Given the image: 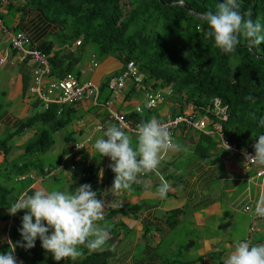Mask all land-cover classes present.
I'll return each mask as SVG.
<instances>
[{
    "label": "trees",
    "instance_id": "1",
    "mask_svg": "<svg viewBox=\"0 0 264 264\" xmlns=\"http://www.w3.org/2000/svg\"><path fill=\"white\" fill-rule=\"evenodd\" d=\"M21 1L22 5L18 10L23 14L27 10L33 14L31 23L34 28L30 27L27 32L24 30L29 44L49 55L53 74L51 77L58 79L67 72L77 73L73 71V67L80 57L71 50L75 47L73 43L80 39L77 49L90 46L99 62L105 56L118 59L122 65L131 61L145 74V82L154 81L155 83H151L153 87L170 88L171 94L167 95L165 102L168 106L174 102L180 109L193 103L200 108V114H206L207 110L203 109L212 107L211 99L218 98L224 107L221 113L223 118H218L216 109V112H209V115L214 121H220L222 138L228 143L235 142L239 147L254 151L253 144L259 135L264 134V127L259 124V120L264 117V42L258 46H250L249 41L241 36L235 53L225 54L215 47L212 39L206 38L208 25L204 17L197 14L215 12L217 5L224 0ZM240 11L251 12V16H245V19L250 18L264 25V0H241ZM23 21V18L19 20L17 29H24ZM52 28L54 29L50 30ZM109 78L110 75H107L99 83V101L110 95L107 86ZM248 96L253 99H245ZM59 106L51 104L46 112L34 115L25 124H21L23 129L25 125L28 127L43 123V128H39L33 139L26 143L28 151L45 152L52 139L51 129L44 127L65 126L75 115L74 108L69 109L63 105V111L56 116ZM132 118L136 119L133 115ZM22 129L17 128L16 132ZM13 135L14 133L6 135L1 143V148L7 155L10 151L7 144ZM215 136L216 140L220 139L218 135ZM211 144L212 141L209 140L206 144L203 143V147ZM83 151L82 148L79 152ZM21 158L9 164L7 170L12 171L9 177L12 176L13 179L18 173H25L30 169L37 174L43 173L44 164L40 165V156L18 162ZM93 159L97 160V156ZM29 182L30 180L24 182L22 188H26ZM142 184L132 186L138 189ZM6 191L11 195L14 190ZM69 191L74 192L73 187ZM98 194L100 195L99 192ZM18 195L19 192L15 191L6 205L10 206ZM7 198V194L0 191V201ZM24 211L20 210L14 218L19 226H22ZM19 226L11 230L15 243H23L22 237L17 236L20 232L15 229ZM86 250L82 249L83 257L75 262L70 259L57 262L37 239L35 247L31 249L25 250L17 244L15 252L23 264H110L97 260L99 253L88 254Z\"/></svg>",
    "mask_w": 264,
    "mask_h": 264
},
{
    "label": "clouds",
    "instance_id": "2",
    "mask_svg": "<svg viewBox=\"0 0 264 264\" xmlns=\"http://www.w3.org/2000/svg\"><path fill=\"white\" fill-rule=\"evenodd\" d=\"M6 3L7 0L2 12ZM240 8L241 0H224V2L217 5L215 12L208 11L205 13L204 19L208 25V31L205 34L206 38L212 39L215 47L225 54L235 53L236 47L240 43L241 36L249 41L250 46H258L264 42V25L259 21L254 22L250 18L245 19V16H251V12L242 13ZM2 12L0 18L3 21L1 16ZM3 23L5 25L4 21ZM6 27L10 30L8 26ZM20 31L26 33L24 30H10L11 33ZM79 43L80 39L76 40L73 45L76 47L80 45ZM28 47L35 48L30 44ZM13 50L16 51L15 49ZM42 52L46 55L49 65V72L45 75L46 81L44 82L43 88L48 87L52 81L63 79L67 74H72L79 82L91 81L98 88V98L94 106L105 110L106 121H111V124L103 132V136L95 140L94 148L101 157L106 156L110 158L111 163L108 167L115 173V176L114 181H110L109 183H113L110 190L114 196H119L123 192L130 191L133 184H142L143 181L141 177L145 174H159L157 169L161 161L166 158L170 151L180 150V145L174 141V136L176 131L181 127L189 130L193 129L195 130L194 132L197 131L207 136L218 135L220 137V143L223 144L227 150V154L230 156H237L245 163V168L247 172H249L247 179L253 181L252 183L254 185L256 184L259 192L254 197L251 196L249 202H246L243 206V210L249 215L246 238L235 242L233 250L224 257L222 264H264V243L251 244L248 241L252 234L258 233L261 230L260 224L264 219V188H262L259 178L255 176L257 167L252 164H247L238 154L229 151L231 150V144H235L236 146L237 144L235 142H226L222 138V125L220 121H214L212 117H210L209 112L213 114L217 111V113H219L218 118H223V114L221 115V113H223L224 107L218 98L214 97L211 99L212 107L203 109L207 110L206 114H200V108L193 103H188L180 109L175 106L176 103L174 102L172 105L168 106L165 102H167V95L171 94L170 88L161 89L159 86L153 87L151 85V83H155L154 81H151V83L145 82V74L142 73L133 62L129 61L125 65H122L120 72L109 74L110 78L107 81V86L110 95L107 99L99 101V83L96 84L93 80L89 79V77H84L83 70L81 69H78L75 74L67 72L63 77L58 79L51 77L53 74L51 73L49 55L44 51ZM20 61L33 62L29 59ZM92 61H96L97 66H93ZM87 63H90L88 71L92 73L100 66V62L93 52ZM129 63H132L138 70L141 76L140 80L136 81L133 78L127 77L124 79V84L121 88L117 91H112L109 87V81L118 78L127 69ZM35 66L31 70V82L26 90L27 98L33 99L35 103L34 110L36 111L33 112L30 118L34 115L46 112L51 104H59L51 102L49 106L44 109L42 108L43 103L38 99L37 94L30 91L29 88L33 84V69ZM128 83L140 87L142 90V100L135 104L132 113L127 114L113 108L112 97L117 95L122 89H125ZM47 94L52 96L54 92L49 90ZM245 99L251 100L253 98L248 96L245 97ZM82 100H91L93 102L91 97H84L71 104H59L60 106L56 111V116H59L63 111V105L70 108L77 105ZM106 100L110 101L112 110L123 116L127 124L126 126L117 120H113L109 116L108 110L100 105ZM161 106H165L166 111L162 115H157ZM214 109H216V111ZM154 113L158 117L151 116ZM129 115H131V117H128ZM132 115L136 119L132 118ZM253 119H255V114H253ZM169 121L176 122V124L173 127H166L165 124ZM39 122H42V120H39ZM259 124L261 127H264V117L259 120ZM26 127L25 125L23 128ZM34 127H37L36 131H38L39 128H43V123L39 125L33 124L27 128ZM47 127L49 130L51 129L50 137L52 143L49 147H51L54 142V147L56 146V133L62 134V137L65 136L64 140L69 143V147L66 148L65 145L60 144L58 146L60 152H55L56 156L51 164L45 163L44 161L39 162L40 165L44 164L43 173L37 174L35 170L30 169L25 173H18L13 179L12 176H10L9 180H7L10 183H20L19 186L12 188L14 191L11 192L12 194L15 193V191L19 192V197H17V201L15 200L10 206H3L0 204V220H5V224L6 220L9 223L8 227L5 226L3 232L5 238H2L0 231V264H23L22 259L18 253L15 252L17 244L27 250L35 247L37 239L41 241L42 248L50 252L53 259L57 262L65 259H70L73 262L77 261L83 257L82 249L84 248L87 249L86 252L88 254L99 253L97 260L103 261H106L107 258L116 259L131 253L132 246L129 243L125 244L124 240L119 241L120 237H118L117 233L112 232L110 225L101 226V224L98 223L103 221L104 217H106L105 202L98 198V196L101 195L100 190L98 188H92L95 186L89 184V182L93 181L97 176L98 169L95 166L98 164V157L97 160L93 159L95 156L90 158L82 157L80 156L82 152H79L82 148L84 149V143L90 141V137L82 141L71 134H63V126L57 128L45 126L44 128ZM94 129L95 131L103 130V124H95ZM218 129H221V131L218 132ZM128 133L136 135L135 143H133V138L128 135ZM8 145L9 143L7 146ZM237 147L242 150L247 149L254 152V154L247 152L243 154L247 161L264 166V134L259 135L256 142L253 144L254 151L249 148ZM55 150L56 149H54V151ZM0 151L4 153V158L7 157L9 159L10 163L20 157L22 158L17 160L18 162L38 156H42L43 158L46 152L38 153L32 150L24 152L23 150V156L21 155L11 159L10 151L8 155L1 147ZM78 162L84 164L83 172L78 171L75 173H77L83 181H86V178H88V181L83 184L82 181L79 187H76L77 185H69L68 191L61 189L64 184V180L60 177V175L63 177L62 167L65 165L68 166L67 164L69 163L70 168L74 170ZM5 169L7 170V168ZM86 173H90V175ZM99 175L101 178L103 177V170L100 171ZM29 180V185L23 189L22 184ZM56 180H59L57 183L58 187L54 189L53 186H55L54 182ZM160 180L161 183L157 188V193L161 199H165L169 191V182L164 179L163 176L160 177ZM72 187L74 192L69 191ZM32 188H39V190L32 193L30 191ZM93 189L97 190L100 195H97V192L93 191ZM258 197L260 198L258 199ZM121 206L122 202H111V207L113 208ZM20 210H25L21 218L22 226L17 225L14 220V218H16L15 216H17L16 213ZM255 215L260 217H255ZM15 226L20 227V229L19 227L15 229H18L20 232L18 235H21L23 243L20 241L14 243V237H12L13 243L9 240V234ZM113 242H117V244H120L119 246H122L119 253L112 254L113 249L117 246L116 244V246L111 249ZM8 243L9 247L8 251H6L3 249V246ZM160 253L164 254L165 252L146 248L143 254H146L147 257L140 262H154ZM92 264L95 263L93 262Z\"/></svg>",
    "mask_w": 264,
    "mask_h": 264
},
{
    "label": "crops",
    "instance_id": "3",
    "mask_svg": "<svg viewBox=\"0 0 264 264\" xmlns=\"http://www.w3.org/2000/svg\"><path fill=\"white\" fill-rule=\"evenodd\" d=\"M10 2L15 9V15L13 22L7 23L3 16L8 13ZM21 5V0H7L2 12V19L11 31L19 30L17 24L21 18L24 19L23 30L34 28L31 23L33 14L28 10L25 14L20 12L18 8ZM0 62V147L4 137L14 133L12 137L14 139H11L8 145L12 159L21 156L23 150L28 151L25 145L33 138L37 128L20 127L36 111L34 100L26 96V90L31 82V70L35 64L20 61L16 51L10 47L8 34L1 31ZM89 64L86 63L80 69L83 70L84 77L89 74V79L96 84L105 76L119 72L122 68L120 61L112 56L104 58L93 73L88 71ZM141 100L140 87L128 83L125 89L112 97V106L115 110L128 114L132 113L135 104ZM73 107L75 115L66 126H63L62 133L71 134L82 141L90 137V141L84 143V151L80 156L98 157V164L95 166L98 169L97 176L92 181L95 187L92 188L100 190L101 195L98 198L105 202L104 220L110 224L112 232L118 234L119 241L124 240L125 244L129 243L132 246L131 253L116 259L107 258L106 262L222 264L224 257L233 250L235 242L246 238L249 215L243 210V206L249 202L251 196L259 193L258 187L247 179L249 172L245 168V163L237 156L227 154L223 144L219 139H215L217 136H207L194 132L193 129L181 127L174 136L180 150L168 153L158 166L159 174H145L141 188L132 186L130 191L114 196L110 190L113 183H109L114 181L115 176L108 167L111 163L110 158L101 157L94 148L95 140L103 136L111 121H106L105 110L94 106L91 100H82ZM165 111L166 107L161 106L157 115H162ZM157 115L154 113L151 116L158 117ZM100 123L103 124V130L95 131V124ZM17 128L22 131L16 132ZM128 135L135 143L136 135L130 133ZM64 138L62 134L56 133V146L54 147V142L46 152L51 154L60 152L58 150L60 144L68 148L69 143ZM209 140L212 141L210 147H203V143L206 144ZM4 159V153L0 151V164ZM40 160L48 163L53 159L45 161L41 156ZM67 165L62 167L63 177L61 175L60 177L64 180L61 189L68 191L69 185L79 187L83 181L75 172H83L84 164L78 162L74 170L70 168L69 163ZM101 170L102 178L99 175ZM161 176L169 182V191L165 199H161L157 193ZM93 191L97 192L94 189ZM145 197L151 201H146ZM113 201L122 202V206L111 207ZM8 224L7 220L6 224L5 220H0L2 238H5L3 232ZM260 229L258 233L250 236L248 241L251 244L264 243V219ZM117 242L112 243L111 249ZM164 243L165 247H162ZM119 245L118 243L113 249L112 254L121 251L122 246ZM6 246L5 250L8 251L9 243ZM146 248L165 253L159 254L154 262H140L147 257L143 254Z\"/></svg>",
    "mask_w": 264,
    "mask_h": 264
},
{
    "label": "built area",
    "instance_id": "4",
    "mask_svg": "<svg viewBox=\"0 0 264 264\" xmlns=\"http://www.w3.org/2000/svg\"><path fill=\"white\" fill-rule=\"evenodd\" d=\"M6 0H0V14L4 7ZM0 31L9 34L10 45L16 50L20 57V60L29 59L32 60L36 66L33 69V84L30 86V91L37 94L38 99L42 101V108L46 109L49 103L55 102L59 104H71L84 97H91L94 103L97 102L98 98V88L91 81L79 82L72 74H67L61 80H55L50 83L48 87L43 88L45 80V75L49 72V65L46 59V55L39 49L29 48V38L26 33L20 31L16 33H11L10 30L4 25L0 18ZM93 66H97L96 61H92ZM130 77L136 81L140 80V74L136 67L132 63L127 65V69L116 79L109 81V87L112 91H117L124 84V79ZM54 92L52 96L47 94L48 91ZM102 107L108 110L109 116L113 120H117L126 126V121L123 116L118 114L116 111L112 110L110 107V101L106 100L100 104ZM176 122H167L166 127H173ZM221 129H218V132ZM232 153L238 154L247 164H252L257 167L255 173L256 178H259L262 188H264V166L257 165L251 161H247L244 152L253 153L247 149H239L235 144H231ZM261 197V196H260ZM258 197V199L260 198ZM257 199V200H258ZM255 217H260L255 215Z\"/></svg>",
    "mask_w": 264,
    "mask_h": 264
},
{
    "label": "rangeland",
    "instance_id": "5",
    "mask_svg": "<svg viewBox=\"0 0 264 264\" xmlns=\"http://www.w3.org/2000/svg\"><path fill=\"white\" fill-rule=\"evenodd\" d=\"M9 5H10V8H9V11H8V13L6 14V15H4L3 16V19L8 23V22H13V17H14V15H15V9H14V7H13V4L10 2L9 3ZM73 48V50H71L72 52H75V54L77 55V56H79L80 57V59H79V61L75 64V66L73 67V71L74 72H76V71H78V69H80V68H83L84 66H85V64L87 63V61L89 60V58H90V55L92 54V49L90 48V46H88V45H86V46H84V48L83 49H81V50H78L77 49V47H72ZM96 56V55H95ZM106 57V56H105ZM104 57V58H105ZM97 58V57H96ZM89 76V74H86L85 75V77L87 78ZM14 138H12V140H13ZM56 156V154H51L50 152H45V154L43 155V157H44V159H45V161H47L48 159L49 160H52V159H54V157ZM9 163H10V161H9V159L6 157L5 159H4V161L0 164V191L1 192H4V193H6L7 194V200H5V201H0V203H3L5 206H6V204H7V201H8V199H9V201H10V199H11V197H12V194L10 195V193H9V191H6L7 189L8 190H10V189H12V188H14V187H17V186H19V184L20 183H17V182H13V183H10V182H8L7 180H9V175L12 173V171L10 170V169H8L7 170V172H5V168H8L9 167ZM86 181H88V178H86ZM85 180L82 182V184L84 183V182H86ZM59 182V180H56L55 182H54V185L55 186H53V188H57L58 186H57V183ZM89 184L91 185V184H93L92 183V181H90L89 182ZM4 187H6V188H4ZM11 187V188H10ZM4 188V189H3ZM21 188V187H20ZM50 188H51V186H50ZM36 190H39V188H32L30 191L32 192V193H34V191H36ZM19 197V196H18ZM145 199H147L146 201H151L150 200V198H148V197H145ZM99 224H101V226H103V225H110L108 222H107V220H104V221H100V222H98ZM110 230V229H109ZM17 236H21V235H17ZM16 236V237H17ZM17 239V238H16ZM9 240L10 241H12V236H11V232H10V234H9ZM16 241V240H15ZM15 241H14V243H15ZM107 245V244H106ZM105 245V246H106ZM162 247H165V243L164 244H162L161 245ZM7 248V246L6 245H4L3 246V249H6ZM160 254H163V253H160Z\"/></svg>",
    "mask_w": 264,
    "mask_h": 264
},
{
    "label": "water",
    "instance_id": "6",
    "mask_svg": "<svg viewBox=\"0 0 264 264\" xmlns=\"http://www.w3.org/2000/svg\"><path fill=\"white\" fill-rule=\"evenodd\" d=\"M197 15L202 16V17H205V15H202V14H197Z\"/></svg>",
    "mask_w": 264,
    "mask_h": 264
}]
</instances>
